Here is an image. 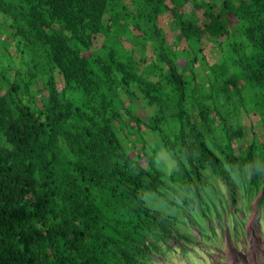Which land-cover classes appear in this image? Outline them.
<instances>
[{
	"label": "trees",
	"instance_id": "16d2710c",
	"mask_svg": "<svg viewBox=\"0 0 264 264\" xmlns=\"http://www.w3.org/2000/svg\"><path fill=\"white\" fill-rule=\"evenodd\" d=\"M146 1L148 10L141 14L150 23L167 5ZM113 2L0 0V11L25 21L34 43L46 48L63 77L62 87L50 86L41 107L30 92V80L20 75L0 95V264H139L149 259L151 237L178 235L174 219L145 202L146 192L162 195L167 188L154 156L144 147L132 156L114 126L125 111L131 119L125 124L139 130L143 124L120 96L113 56L86 54L84 47L87 30L101 29ZM263 4L253 0L254 10L250 6L236 13L244 21V33L264 55ZM123 16L137 19L127 10ZM56 20L61 24H53ZM145 34L155 39L161 35L153 28ZM163 58L174 87L165 92L158 80L153 88L160 90L155 93L161 103L159 129L171 117L180 121L178 132L164 135L165 145L180 161L173 175L188 185L206 182L207 167L222 176L223 164L208 142L214 117L203 111L199 118L188 114L186 79L168 55ZM72 91L81 92L84 101L71 98ZM258 93L264 101V90ZM227 122L224 118L222 126L228 139L239 137L241 130ZM232 152L224 153L227 162L242 167L249 161ZM251 177L256 180L255 169Z\"/></svg>",
	"mask_w": 264,
	"mask_h": 264
},
{
	"label": "rangeland",
	"instance_id": "374dc122",
	"mask_svg": "<svg viewBox=\"0 0 264 264\" xmlns=\"http://www.w3.org/2000/svg\"><path fill=\"white\" fill-rule=\"evenodd\" d=\"M161 1L167 7L147 23L148 15L141 14L148 10L146 0H115L102 17L101 29L87 30L84 42L86 54L105 59L113 56L120 96L143 124L140 130L125 124L131 122L125 111L114 126L132 156L141 153L142 147L154 156L167 184L162 195L146 192L145 202L173 218L178 235L151 237L149 259L139 264H264V203H258L264 197V101L258 93L264 90V55L244 33V21L236 13L250 6L254 10L257 5L253 0ZM124 10L138 20L122 17ZM17 22L0 11V95L20 75L30 80V92L41 107L50 86L62 87L63 77L46 48L34 43L25 21ZM149 28L160 31L158 40L145 34ZM167 55L186 79L188 114L199 118L203 111L214 117L208 142L223 164L222 176L207 167L203 171L206 182L188 185L173 175L180 169V161L165 145L164 135L178 132L180 121L171 117L167 127L159 129L161 103L155 93L160 90L153 88L158 80L165 92L174 87L170 65L163 58ZM70 97L84 101L78 91H72ZM224 118L226 126L241 130L239 137L228 139ZM229 149L249 161L242 167L227 162L224 153ZM253 168L257 173L254 181Z\"/></svg>",
	"mask_w": 264,
	"mask_h": 264
},
{
	"label": "bare ground",
	"instance_id": "6f19581e",
	"mask_svg": "<svg viewBox=\"0 0 264 264\" xmlns=\"http://www.w3.org/2000/svg\"><path fill=\"white\" fill-rule=\"evenodd\" d=\"M233 264V263H232Z\"/></svg>",
	"mask_w": 264,
	"mask_h": 264
}]
</instances>
